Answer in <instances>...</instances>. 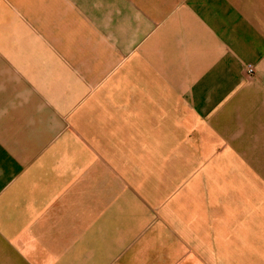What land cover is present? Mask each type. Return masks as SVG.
Wrapping results in <instances>:
<instances>
[{"label":"crops","instance_id":"1","mask_svg":"<svg viewBox=\"0 0 264 264\" xmlns=\"http://www.w3.org/2000/svg\"><path fill=\"white\" fill-rule=\"evenodd\" d=\"M0 264H264V0H0Z\"/></svg>","mask_w":264,"mask_h":264},{"label":"built area","instance_id":"2","mask_svg":"<svg viewBox=\"0 0 264 264\" xmlns=\"http://www.w3.org/2000/svg\"><path fill=\"white\" fill-rule=\"evenodd\" d=\"M253 70H252V67L251 66H248V72L251 73Z\"/></svg>","mask_w":264,"mask_h":264}]
</instances>
